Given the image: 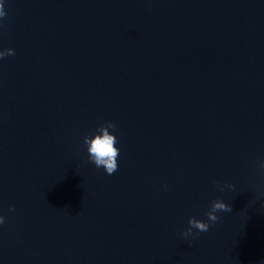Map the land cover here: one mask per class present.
I'll use <instances>...</instances> for the list:
<instances>
[{"label": "water", "instance_id": "95a60500", "mask_svg": "<svg viewBox=\"0 0 264 264\" xmlns=\"http://www.w3.org/2000/svg\"><path fill=\"white\" fill-rule=\"evenodd\" d=\"M4 7L0 264H264V148L146 14L130 0ZM106 121L112 175L83 144ZM214 199L232 212L184 238Z\"/></svg>", "mask_w": 264, "mask_h": 264}, {"label": "clouds", "instance_id": "9594fccd", "mask_svg": "<svg viewBox=\"0 0 264 264\" xmlns=\"http://www.w3.org/2000/svg\"><path fill=\"white\" fill-rule=\"evenodd\" d=\"M7 16L4 7V0H0V21L4 20ZM13 49H5L0 51V59L14 55ZM110 129L112 131H110ZM116 130V125L111 121H106L100 125L95 134L86 135L83 137V144L86 146L88 153V162L93 163L97 168L103 167L108 175L114 174L118 169L117 158L120 155V150L115 145L117 144V137L113 134ZM261 168H264V161H261ZM221 191L224 187L234 188V185L225 184L223 187L219 186V182L216 184ZM167 187V186H165ZM14 210V209H12ZM220 212H232V206L223 202L220 199H214L209 207V210L204 213L206 220L197 219L196 217H190L188 220V228L182 231L184 238H195L201 232H207L210 226L219 222ZM5 222V218L0 216V224ZM193 229L196 232H193Z\"/></svg>", "mask_w": 264, "mask_h": 264}]
</instances>
